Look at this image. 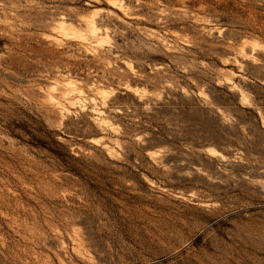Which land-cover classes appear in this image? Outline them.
Wrapping results in <instances>:
<instances>
[{
    "label": "rangeland",
    "instance_id": "obj_1",
    "mask_svg": "<svg viewBox=\"0 0 264 264\" xmlns=\"http://www.w3.org/2000/svg\"><path fill=\"white\" fill-rule=\"evenodd\" d=\"M0 264H264V0H0Z\"/></svg>",
    "mask_w": 264,
    "mask_h": 264
}]
</instances>
